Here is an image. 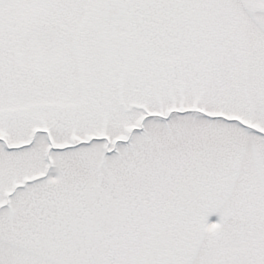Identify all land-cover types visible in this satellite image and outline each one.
<instances>
[{
    "label": "snow or ice",
    "instance_id": "obj_1",
    "mask_svg": "<svg viewBox=\"0 0 264 264\" xmlns=\"http://www.w3.org/2000/svg\"><path fill=\"white\" fill-rule=\"evenodd\" d=\"M0 264H264V0H0Z\"/></svg>",
    "mask_w": 264,
    "mask_h": 264
}]
</instances>
